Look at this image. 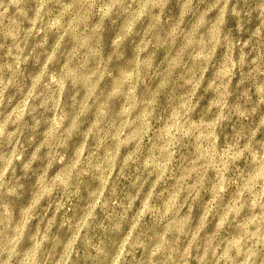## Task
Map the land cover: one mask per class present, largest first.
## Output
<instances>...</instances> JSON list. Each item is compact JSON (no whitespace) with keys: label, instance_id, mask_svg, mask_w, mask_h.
<instances>
[{"label":"rangeland","instance_id":"rangeland-1","mask_svg":"<svg viewBox=\"0 0 264 264\" xmlns=\"http://www.w3.org/2000/svg\"><path fill=\"white\" fill-rule=\"evenodd\" d=\"M0 264H264V0H0Z\"/></svg>","mask_w":264,"mask_h":264}]
</instances>
